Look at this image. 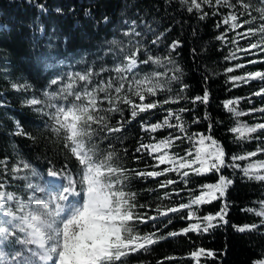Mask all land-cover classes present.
Wrapping results in <instances>:
<instances>
[{
	"label": "trees",
	"instance_id": "obj_1",
	"mask_svg": "<svg viewBox=\"0 0 264 264\" xmlns=\"http://www.w3.org/2000/svg\"><path fill=\"white\" fill-rule=\"evenodd\" d=\"M197 2L201 9L193 8L189 12L191 0H0V184L4 185L0 191L17 198L28 195L29 182L22 171L23 163H28L42 177L49 170L79 177L81 166L65 147L63 134L54 132L49 117L37 112L27 101L34 97L47 100L45 93L57 91L59 83L73 69L87 72L98 66L111 68L115 61H124V56L139 48L141 60L151 56L168 62L166 86L145 101L161 103L135 119L131 117V108L121 104L122 111L107 113V118L110 127L122 125V131H99L94 138L100 153L113 154V166L127 170L124 191L135 194V213L145 218L158 217L136 225V230L141 235L155 233L156 237H164L146 250L130 254L128 264H253L264 259V224L261 223L264 218L255 215L264 206V181L249 179L242 170L250 163L264 161V151H260L264 149V129L252 133L248 139H238L231 131L238 122L249 126L264 124V111H259L264 109V94L256 95L264 88V81L231 80L233 76L264 72V51L261 50L264 47L260 45L247 52L240 50L257 43L258 35L247 38L237 35L264 21L257 11L262 0H244L251 5L247 12L238 0H229L236 5L234 8L217 4L216 0ZM229 13L236 14L240 23L255 19L251 24L231 30L223 23ZM126 20L138 24L136 43L125 38ZM222 35L224 39H217ZM174 44H177L175 48ZM229 68L233 71L228 72ZM53 79L59 83L53 85ZM13 85L27 87L17 90ZM205 92L207 103L196 99ZM125 94L139 103L130 93H121ZM164 100L176 102L165 104ZM227 101H238L233 107L245 115L237 117L230 113L224 107ZM101 107L106 109L109 105L105 102ZM169 110L181 116L180 121L173 117L169 121L173 125L182 124L184 132L178 127H163L156 132L144 130L147 125L162 123ZM193 134L215 139L230 165L234 156H246L249 152L257 155L236 160L234 163L239 167H224L219 173L196 175L185 169L190 172L187 178L174 171L155 178L136 175L170 167L167 163L155 167L154 157L159 153L138 152L141 144L179 136L181 139L175 140L168 151L183 157L188 150L195 152L189 139ZM17 166L22 170L13 171ZM259 174L264 175V170ZM220 175L232 183L222 197L193 206L191 210L199 219H187L189 209L170 213L169 217L158 216L157 207L164 209L189 203L201 193L203 185L217 182ZM166 179L176 183L160 187ZM64 183L67 181L59 180V185ZM10 206L15 210L14 203ZM222 209H225L223 221L217 216ZM207 215L217 218L212 221L214 226L205 232L202 229L207 222L202 218ZM197 222L201 224V231L181 232ZM253 224L258 226L253 231L237 230ZM171 232L181 234L168 235ZM199 249H204L205 254L193 258L191 253ZM18 251L27 257L31 255L22 245L0 244L3 264H16L12 256ZM208 252L214 255H206ZM31 259L38 263L37 258Z\"/></svg>",
	"mask_w": 264,
	"mask_h": 264
},
{
	"label": "snow or ice",
	"instance_id": "obj_2",
	"mask_svg": "<svg viewBox=\"0 0 264 264\" xmlns=\"http://www.w3.org/2000/svg\"><path fill=\"white\" fill-rule=\"evenodd\" d=\"M210 3L211 0H204ZM242 8L247 12L251 7L250 4L244 3V0H238ZM216 3H224L228 7L234 8L236 5L229 3V0H216ZM192 7L188 8L189 12L201 9V4L197 0H191ZM260 12V19L264 20V8L257 9ZM206 15V14H205ZM204 16H201L203 19ZM255 18H253L254 20ZM105 20L107 18L105 17ZM253 20L239 22V17L234 13H229L224 17L223 23L228 25L231 30L243 27V24H251ZM219 26V25H218ZM261 33V40L264 41V24L258 29L249 27L246 32L237 33V35L247 38L249 36ZM129 35V33H124ZM217 39H224L219 36ZM235 42V41H233ZM115 43V41H113ZM155 43V41H154ZM177 44L173 45L175 48ZM260 47V44L253 43L248 49L241 51H250ZM264 51V48H261ZM140 49L136 48L124 56V62L117 64L111 71L116 73V77L109 78L107 81L101 80L99 84H93L92 71L83 74L75 73L68 77L69 82L54 92H46L47 100L32 98L27 104L33 107L37 112L47 115L53 124V131L58 135L63 134L65 147L69 148L73 156L78 161L80 168L79 177L71 174H61L54 170H49L48 175L56 180H66L67 183L60 184L56 190L46 191L42 187H34L29 184L28 187L33 189V195L27 199L17 198L14 194L0 191V244L4 242L15 243L24 246L25 250L30 253V257L24 256V253L18 251L12 256L16 264H37L31 257L37 258L41 264H128L127 257L141 249L146 250L147 246L155 244L158 239L155 233L141 235L136 230V225L147 223L148 220H156L157 216L143 217L135 213L136 207L134 193L124 191V182L128 179L127 170L121 167L113 166V154H102L98 151L94 138L99 131L108 133L122 131V125L116 128L109 126L107 113L121 112V104L131 108V117L135 119L140 113L148 112L157 108L161 102H145L147 97L157 95L164 85L160 82L165 72L145 73L142 77L139 75L141 65L156 64L161 67V61L157 58L148 56L147 59H139ZM235 54H233L234 56ZM171 62L169 58V63ZM256 61H250L255 63ZM243 67V65H237ZM102 71H107L102 69ZM177 71H179L177 69ZM232 72L233 69H227ZM130 74L126 76L125 74ZM99 75V74H96ZM178 77H173L177 79ZM259 79L264 81V72H252L247 76H233V82L239 80ZM127 81V85L125 83ZM77 82H83L78 86ZM53 85L59 83V80L53 79ZM20 90L26 88V85H13ZM128 92L135 96L139 103L135 102L129 95H121ZM115 93L116 95H113ZM103 94V96H101ZM264 94V88L256 95ZM203 103L208 101V93L205 92L203 97H197ZM109 105L108 108H102L103 103ZM176 101L164 100L162 103ZM238 101H227L224 107L233 115L239 117L245 115L238 111L233 105ZM45 108L49 109L45 111ZM181 112L184 109L180 110ZM264 111V109H259ZM103 112L105 115H100ZM169 117L180 121L181 116L168 112V117L162 123L145 126V131L156 132L163 127H178L181 132L185 129L182 124L173 125ZM264 129V124L249 126L238 122V126L231 129L237 134L238 139H248L252 133ZM21 134V133H17ZM181 137H167L152 144H141L137 151H147L149 155L159 153L154 158L157 165L169 164L170 167L162 171L137 172L139 177H160L168 172H177L183 178L190 174L188 170L196 175H205L210 172L219 173L224 167H239L235 164L236 160H245L249 157L256 156V152H249L246 156L232 157L233 163L230 165L225 161L223 148L211 136L203 134H193L189 137L195 152L188 150L185 156L181 157L176 154H170L175 140ZM260 151H264L261 149ZM192 157V159H189ZM28 163H23V169H30ZM22 169L17 166L13 169L19 172ZM243 172L249 179L264 181V175L260 171L264 170V161L250 163L244 167ZM176 183L172 179H166L160 183V187H167ZM232 181L224 175H220L215 183H209L202 186L199 195H195L189 203H181L177 207H167L161 209L157 207L156 211L159 217H169L170 213H177L181 210L189 209L186 218L191 220L196 217L195 211L191 210L193 206L210 203L212 200L222 197L226 188ZM4 187L0 184V189ZM36 192L45 193L44 196H36ZM218 194V195H217ZM15 204V210L10 205ZM264 204V202H262ZM143 207V205H140ZM247 211H253L248 209ZM221 210L217 216L224 220ZM255 215L264 218V206ZM217 217L207 215L202 218L207 222L203 231H208L213 227L212 221ZM171 223V219L168 220ZM227 223V221H224ZM264 224V219L261 221ZM258 226L245 225L237 228L238 231H253ZM189 231H201L199 222L191 224L188 228L181 230L183 234ZM181 233L171 232L168 235L176 236ZM205 254L204 249L191 253L193 258H199ZM2 253H0V264H3ZM213 256L214 253H206ZM253 264H264V259L254 261Z\"/></svg>",
	"mask_w": 264,
	"mask_h": 264
},
{
	"label": "rangeland",
	"instance_id": "obj_3",
	"mask_svg": "<svg viewBox=\"0 0 264 264\" xmlns=\"http://www.w3.org/2000/svg\"><path fill=\"white\" fill-rule=\"evenodd\" d=\"M260 8H264V0H262V4L258 7V9ZM260 14V13H259ZM262 24H264V21L259 22L258 25L256 26V28L258 29ZM137 26L138 24L134 21H128L126 20L124 23V28H123V33H129V35H125L126 39L131 40V43H136V35L139 34V32L137 31ZM257 44H260L262 47H264V41L261 40V33H257ZM128 41H125V44L128 45ZM130 43V45H131ZM161 61V60H160ZM124 61H115V65L111 68H109L108 66H104L97 69H93L91 70L93 72V76H92V81L93 84H99V81L105 79H109L112 77H116V73L114 71H111L117 64H121ZM161 64L163 65V67L156 65V64H150V65H141L139 70V75L142 77L146 72L147 73H151V72H165L167 73V71L169 70V66H168V62L167 61H161ZM102 69L107 70V71H102ZM75 73H85V72H81V70H76L73 69L71 70L68 74L67 77L62 80V82L59 83L58 88L63 87L66 83L69 82L68 77L74 75ZM99 74V75H96ZM126 76L130 77V74H125ZM160 82L164 85V87L166 86L168 79H167V75L166 76H162L160 78ZM83 82H77L78 86L82 85ZM163 87V88H164ZM162 88V89H163ZM23 173H25V175L28 177V185L32 184L34 187H42L45 188L46 191H53L57 189V186H51L49 184V182L47 181L46 178L42 177L33 167H30V169H23L22 170ZM29 188V187H28ZM29 196L33 195V189L29 188ZM45 193H41V192H36V196H44Z\"/></svg>",
	"mask_w": 264,
	"mask_h": 264
}]
</instances>
